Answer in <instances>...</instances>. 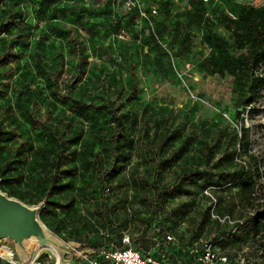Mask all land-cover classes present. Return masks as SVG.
Here are the masks:
<instances>
[{"label":"rangeland","instance_id":"obj_1","mask_svg":"<svg viewBox=\"0 0 264 264\" xmlns=\"http://www.w3.org/2000/svg\"><path fill=\"white\" fill-rule=\"evenodd\" d=\"M54 4L70 9L59 21L77 29L79 42L85 44L84 69L78 72L77 55L60 38L57 50L66 60L59 79L61 96H54L45 79L27 68L29 49L21 58L0 64V189L39 207L41 221L68 249L59 253L49 245L30 244L33 257L24 261L13 240L0 239V264H77L80 251L93 250L95 244L111 248L119 240L144 254L153 250L158 255L165 249L160 243L167 234L175 235L182 248L211 238L250 263L257 259L264 238L239 226L254 208L241 198L239 184L245 177L254 178V194L264 200V82L253 104L247 103L246 95L252 75L264 77V61L257 62L258 46H264V0H54ZM154 32L162 36L161 43L151 36ZM210 35L225 40L222 50L207 42ZM12 40L20 37L0 33V58ZM133 66L140 91L123 116L134 146H126L125 165L107 175L105 184L94 164L98 155L105 168L109 163V114L76 107L64 94L76 84L77 99L88 103H101L107 88L111 98L126 100ZM32 98L38 101L36 112ZM33 113L47 121L62 118L65 136H78L71 148L76 150L77 171L65 177L55 193L48 192L46 180L59 150L34 128ZM243 124L249 146L240 140ZM165 125L182 130L176 146L188 137L191 148L172 161L156 187L151 186L150 167L155 145L150 146L146 132H163ZM209 146L216 149L215 160L222 158L216 173L205 183L188 186L190 194L167 197L154 214L146 201L154 189L164 192L183 173L185 158L193 167ZM64 165L70 166L67 160ZM208 192L218 200L215 211L232 222L212 218Z\"/></svg>","mask_w":264,"mask_h":264},{"label":"trees","instance_id":"obj_2","mask_svg":"<svg viewBox=\"0 0 264 264\" xmlns=\"http://www.w3.org/2000/svg\"><path fill=\"white\" fill-rule=\"evenodd\" d=\"M3 4V5H2ZM67 7H60L54 4V0H0V33L9 32L12 35L20 37V40H12L7 46L6 52L3 58H0V64L4 65L6 61L15 60L21 58L22 51L29 49L30 59L27 61V68L32 71L35 69L36 74H40L49 86V90L54 96H61L58 92L59 79L61 73L66 64L65 54L62 51L57 50L56 40L57 38L66 41L70 45L71 52L77 55L78 72H83L85 57V44L79 42V36L77 29L69 27L65 22L59 21L60 16H65L68 13ZM73 15V14H71ZM36 20L34 23L33 20ZM41 23H45V28L41 27ZM38 29V30H36ZM154 40L161 43L162 36L157 32L151 34ZM174 38L171 34L169 35ZM32 37L34 38L32 40ZM207 42L218 50L223 49L225 40L217 35L206 36ZM156 42V43H158ZM172 42H174L172 40ZM181 44L184 40L179 41ZM18 47V48H17ZM257 62L264 61V46H258ZM132 86L128 92L126 100H122L118 97L111 98L110 89L107 88L102 93L101 103L92 101L86 102L77 99L75 95V85L70 84L64 95L72 99L76 103V107H92L96 110L107 111L109 114V120L112 123L109 143L108 166L105 168L103 165L102 156L98 155L95 165V170L98 169L101 172L102 181H105L107 175H115L119 172L121 166L125 165L123 162L126 160V146H134L132 141L129 140L126 131V120L124 118L123 110L125 107L133 103L136 95L140 91V87L136 83L135 66L130 68ZM264 82V77L260 74L252 75L251 82L248 90L246 91L247 103L253 104L255 101L256 93L261 88ZM1 90V89H0ZM32 107L36 112L34 105L38 102L37 98H32ZM33 126L35 129L42 131L46 136L53 141L54 145L58 147V154L51 162L50 169L51 175L47 178L46 183L48 186V192H57L65 177H70L77 171V164H75L76 150H71L73 146L77 145L78 136L76 134L66 135V129H62V118H57V122L42 120L38 118L35 113L32 114ZM168 122V120H167ZM62 135H61V134ZM182 134V130L167 127L163 132L155 130L153 134L148 130L146 132L147 139H149L150 146L153 147L152 161L150 167L153 170L154 181L151 186L156 185L157 180L165 174L166 171L172 165V161L178 156H184L188 154L191 148V141L189 138H183L180 146H176V140ZM236 139V137H234ZM243 146H249L248 143V128L243 124L242 133L240 137ZM232 141V140H231ZM156 142V143H155ZM216 149L213 146L206 147L201 150L202 159L198 164L191 167L187 158H185V166H183V173L175 180V183L169 185L168 188L161 192L159 188L154 189V195L147 198L150 209L157 214V210H160V204L165 203L167 197L179 196L182 193H189V187L192 185L205 183L214 173L218 167L217 161L222 159L221 157L215 160ZM249 159H255V156L249 152L246 153ZM70 164L68 168H64V163ZM215 160V161H214ZM91 162H87L89 165ZM202 165H205V169H202ZM248 169L246 170V173ZM107 183L106 181L104 182ZM202 185V184H201ZM240 185V196L245 201H248L253 208L252 215L249 216V220L246 222L240 220L239 226L241 228H248L253 235L262 236L264 238V200H260L259 197L254 194V187L256 186L254 178H243ZM189 186V187H188ZM163 193V194H162ZM101 200L105 206H107V198L105 193L102 192ZM164 241V240H163ZM160 243L165 245L162 247L160 253L157 255L151 251L153 255L160 256L161 253H168L171 257V261L174 264L181 262L182 264H192L194 256L189 252V244L186 248L180 247L181 243H176L175 248L168 246L169 244ZM93 249H100L101 245H93ZM109 247V246H106ZM127 244L119 240L114 243L112 248H125ZM110 248V247H109ZM141 250V249H140ZM176 253L186 254V257H175ZM249 264H264V246L262 247L261 255Z\"/></svg>","mask_w":264,"mask_h":264},{"label":"built area","instance_id":"obj_3","mask_svg":"<svg viewBox=\"0 0 264 264\" xmlns=\"http://www.w3.org/2000/svg\"><path fill=\"white\" fill-rule=\"evenodd\" d=\"M153 12H157L156 9ZM144 14V12H142ZM211 202L213 209L211 216L213 219L220 222H232L230 216L224 218L220 216L215 208L217 206V198L211 193ZM175 235L167 234L164 244L178 243ZM129 242V240H128ZM126 243V242H124ZM198 245V247H197ZM189 252L194 256L193 261L197 264H249L247 257L239 254L234 255L227 250H223L217 241L211 238L200 239L199 242H194ZM77 264H174L168 253H161L160 256H155L150 251L144 254L140 249L133 247L125 248H100L93 250H82L79 252ZM178 264H182L179 262Z\"/></svg>","mask_w":264,"mask_h":264},{"label":"water","instance_id":"obj_4","mask_svg":"<svg viewBox=\"0 0 264 264\" xmlns=\"http://www.w3.org/2000/svg\"><path fill=\"white\" fill-rule=\"evenodd\" d=\"M0 239H10L27 261L33 257L30 244L49 245L59 253L68 248L51 234L39 218V207L31 206L0 189ZM66 247V248H65ZM64 248V249H63ZM71 250V249H70Z\"/></svg>","mask_w":264,"mask_h":264},{"label":"bare ground","instance_id":"obj_5","mask_svg":"<svg viewBox=\"0 0 264 264\" xmlns=\"http://www.w3.org/2000/svg\"><path fill=\"white\" fill-rule=\"evenodd\" d=\"M8 252H9V253H11V251H10V250H8Z\"/></svg>","mask_w":264,"mask_h":264},{"label":"crops","instance_id":"obj_6","mask_svg":"<svg viewBox=\"0 0 264 264\" xmlns=\"http://www.w3.org/2000/svg\"><path fill=\"white\" fill-rule=\"evenodd\" d=\"M183 256H185V257H186V254H184ZM185 257H184V258H185Z\"/></svg>","mask_w":264,"mask_h":264}]
</instances>
